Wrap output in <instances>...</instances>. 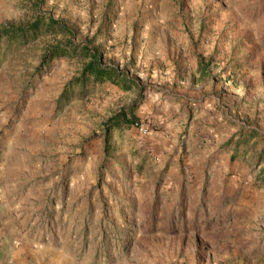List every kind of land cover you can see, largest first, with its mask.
<instances>
[{
  "label": "rangeland",
  "instance_id": "rangeland-1",
  "mask_svg": "<svg viewBox=\"0 0 264 264\" xmlns=\"http://www.w3.org/2000/svg\"><path fill=\"white\" fill-rule=\"evenodd\" d=\"M45 13L145 86L150 132L115 131L107 153L103 122L137 87L75 89L61 107L82 59L38 67L62 35L3 45L0 264H264V188L251 184L264 0H0V25Z\"/></svg>",
  "mask_w": 264,
  "mask_h": 264
},
{
  "label": "trees",
  "instance_id": "trees-1",
  "mask_svg": "<svg viewBox=\"0 0 264 264\" xmlns=\"http://www.w3.org/2000/svg\"><path fill=\"white\" fill-rule=\"evenodd\" d=\"M48 35L53 37L62 35V39H58L44 51L41 64L38 67L39 71L45 67H50L53 61L60 57H80L82 59L80 73L67 82L59 96L58 103L61 107L70 101L75 89H79L80 96L84 97L90 92L91 87L105 83L119 85L125 90L137 87L136 97L131 102L119 107L103 122L102 135L105 141V150L109 153L111 139L115 131L130 129L140 121L137 109L145 99V86L141 85L138 79L129 76L124 69L107 62L99 47L92 45L91 42L77 43L74 31L51 13L39 15L34 21L25 25H0V48L4 45L6 51L13 48L18 49ZM199 58V68L202 77H204L209 73V69L207 64L203 62V58ZM249 132V138H244V135L241 136L243 140L249 141L251 137L259 133L256 128L249 130ZM263 161L264 146L258 153L257 163L252 168V173ZM251 184L255 189L264 188V167L254 174Z\"/></svg>",
  "mask_w": 264,
  "mask_h": 264
},
{
  "label": "built area",
  "instance_id": "built-area-1",
  "mask_svg": "<svg viewBox=\"0 0 264 264\" xmlns=\"http://www.w3.org/2000/svg\"><path fill=\"white\" fill-rule=\"evenodd\" d=\"M135 126L138 128L141 135H148L150 132V128L143 123H136Z\"/></svg>",
  "mask_w": 264,
  "mask_h": 264
}]
</instances>
